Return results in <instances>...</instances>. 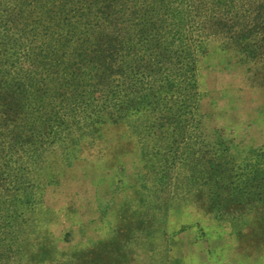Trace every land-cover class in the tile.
Returning <instances> with one entry per match:
<instances>
[{
  "label": "trees",
  "instance_id": "16d2710c",
  "mask_svg": "<svg viewBox=\"0 0 264 264\" xmlns=\"http://www.w3.org/2000/svg\"><path fill=\"white\" fill-rule=\"evenodd\" d=\"M258 7L253 0H0V204L37 203L35 179L45 168L57 175L44 158L50 149L58 152L54 164L69 166L99 138L134 155L130 136L153 135L171 164L175 144L201 128L196 71L207 28L264 30ZM225 39L219 46L232 43L241 63L264 42ZM143 145V168L154 172L147 162L155 152ZM232 145L204 136L183 163L211 209L264 203V145L243 154Z\"/></svg>",
  "mask_w": 264,
  "mask_h": 264
},
{
  "label": "rangeland",
  "instance_id": "374dc122",
  "mask_svg": "<svg viewBox=\"0 0 264 264\" xmlns=\"http://www.w3.org/2000/svg\"><path fill=\"white\" fill-rule=\"evenodd\" d=\"M253 1L264 22V0ZM239 29L207 28L196 71L201 128L175 144L171 164L153 135L130 136L134 155L99 138L69 166L54 164L58 152L50 149L44 158L57 175L40 172L37 203L0 204V264H264V203L224 201L211 209L183 164L204 136H221L240 154L264 145V42L247 63L235 62L232 43L219 46L233 34L261 44L264 30ZM144 142L155 152L147 162L154 172L143 168Z\"/></svg>",
  "mask_w": 264,
  "mask_h": 264
}]
</instances>
